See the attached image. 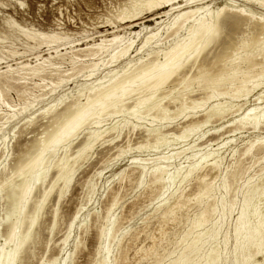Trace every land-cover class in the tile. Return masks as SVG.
Returning a JSON list of instances; mask_svg holds the SVG:
<instances>
[{"label": "rangeland", "instance_id": "374dc122", "mask_svg": "<svg viewBox=\"0 0 264 264\" xmlns=\"http://www.w3.org/2000/svg\"><path fill=\"white\" fill-rule=\"evenodd\" d=\"M208 1L209 4H223L226 1L245 5L244 0ZM125 2L126 0H0V264H6L12 249V244H5L8 233L6 222L1 223L6 217L15 223L20 209L25 206V203L19 200L7 202L6 193L14 191V185L20 181L28 183L27 191L36 176L45 172L48 173L45 183L35 189V198L29 202L27 211L29 214L33 208H40L37 213L38 223L27 241L25 257L16 264H102L107 255L109 264H171L183 251L188 240L192 241L199 233L203 235V240L187 255L189 261L199 257L198 264H205L208 260L206 256L211 252L218 254L217 260L212 264H252L255 256L264 258V244L261 247L263 252H260L258 257L255 255L258 249L256 241L255 245L253 243V246H249L250 244L242 243L245 239L240 235L243 240L239 243L241 239L234 234L248 181L260 185L255 193L257 195H252L250 210L256 204L257 212H261L258 216L257 209H252V213L249 211L248 223H254L256 226L259 218L264 217V146L254 148L248 154L244 153L251 142L258 145L264 139V120L262 119L257 127L248 121L246 125L242 123L235 129L233 126L251 112H255L258 118L264 116V98L260 97L264 92V85L250 92L244 89L245 91L238 94L237 82L226 85L222 89L230 91L229 94L212 98L205 106L193 109V101L206 97L212 89H205L197 82L191 89L169 83L162 92L152 95L151 99L139 108L140 114L144 116L139 120L126 115L129 106L138 98L134 92L127 96L120 114L102 117L100 126H96L94 120L89 118L80 130L55 148V142L50 143L55 131L64 125L62 116L53 115L65 105L82 106L86 102L85 96H79L78 87L89 86L92 82L98 84V78L108 74L110 76L116 69L119 71L125 62H111L108 53L92 56L85 50L87 45L95 41L99 43L101 36H112L111 32L114 30L123 34L126 42L133 38L132 31L143 28V23L127 28L126 25L131 23H123L118 19ZM247 6L257 14H264V9L260 6ZM164 10L166 8L154 14ZM150 16L151 13L143 14L137 22L153 25L154 21L149 20ZM163 26L165 27V24L161 29ZM242 29L237 40L249 31L246 25ZM36 32L47 35L41 37ZM35 34L38 38L33 37ZM55 34L59 38L57 42L50 38ZM144 34L146 30L142 32L141 37L133 38V51L140 47ZM162 36L158 44L152 41L148 48L162 49L174 40V36ZM148 48H144L140 53L143 55ZM251 49L258 51L255 47ZM139 54L135 56L136 59L141 57ZM243 54L244 52L241 55ZM51 55L55 64L50 66L46 62L48 70L43 74H33L20 67L23 62L36 66L43 62L42 57ZM71 55L79 61L73 63ZM211 57L212 55L209 56ZM261 57L258 56L259 59ZM93 62H99L100 68L94 73L95 76H88ZM8 65L13 67L12 74L7 71ZM194 70L195 68L191 72L196 73ZM244 71L257 73L255 69ZM59 74L71 76L70 81L64 82L52 92V82L57 80ZM167 95L170 97L163 100L161 107L166 106L169 115L167 119L160 120L156 117L161 114L159 111L148 112V109ZM61 96H64V103L58 110L52 111L53 114L44 116L43 109L56 104ZM214 105L227 108L222 110V114L219 112L220 114L206 120L207 111ZM184 106L185 111L179 113L178 110ZM14 110L21 113L9 119ZM126 121H130L129 125L124 127L121 133L118 132L116 127ZM192 121L198 122V128L179 139L178 136L183 133L182 127ZM131 122H136L139 127L133 130ZM148 128L153 135H157L159 131L169 135L167 144L156 148L137 149L136 147L146 144L149 140L153 142L154 137L148 136ZM95 130L104 132L103 136L93 142L94 146L86 151L84 156L79 157L83 146L91 140V132ZM38 154L39 158L36 159ZM163 157L169 158L162 166L165 168L166 178L170 177L171 185L165 188L159 186L160 189L153 185L154 174L151 172L154 167L161 165ZM214 161L220 166L211 170L209 165ZM59 163L61 166L57 168ZM142 165L145 167L144 177ZM189 168H195L194 176L188 181L182 180ZM71 169V185L59 201L60 187L64 186L63 178ZM200 174L208 175L206 179L211 185L210 191H213L198 201L195 195L205 187L197 180V175ZM223 182L226 187L222 186ZM45 192L47 197H44ZM257 197H261L260 203ZM115 199L116 205L108 217L107 209ZM180 199L185 202L184 207L175 208ZM215 205L218 210L209 212ZM170 206L175 209V220L172 216L163 215L165 209ZM56 210L57 223L54 225ZM205 210L207 220L193 228L194 218ZM102 229L112 231L108 238L100 236ZM67 235L69 237L63 243ZM183 238H186L185 243ZM236 243L239 247L242 245L241 249Z\"/></svg>", "mask_w": 264, "mask_h": 264}, {"label": "bare ground", "instance_id": "6f19581e", "mask_svg": "<svg viewBox=\"0 0 264 264\" xmlns=\"http://www.w3.org/2000/svg\"><path fill=\"white\" fill-rule=\"evenodd\" d=\"M244 2H245V5L243 4L244 5L243 6L241 4L236 5L237 3L236 4H233L232 2L228 3L226 1L223 4L222 3L221 4H216V3L209 4L208 0H126L124 6L122 7L123 9H121L122 13L120 14L118 19L123 23L130 22L131 24L126 25L127 28L131 27L132 25H137L138 23L144 24L141 30L132 31L134 35L133 38L134 37L138 38V37H141L140 35L142 34V32L146 30V34H144L145 36L143 37L141 41L140 47H136L135 50L133 51L135 40H133V38H129L125 42V36L123 34L118 33V30L112 31L111 32L112 36L110 37H106L105 35L102 34L103 36H101L102 39L100 40L99 43L95 41L93 44L87 45L88 47H86L85 50L92 56L103 55L104 53H108V55L111 57V62H117V61H122V62L125 61V62L120 66L119 71L118 69L115 68L117 71L116 70L112 71L113 72L112 75L109 76L108 74L107 76L98 78L96 80L98 84L92 82L91 84L89 83L90 84L89 86H79L78 87L77 92L79 96H83V97L85 96L86 102L84 104L82 103L83 104L82 106L76 105V104L65 105L61 111L56 113V115H53V116H58V117L62 116L63 117L62 119L64 120V125L61 129L59 130L57 129L58 131H55V133L53 134L50 140V143L52 144L53 142H55L53 146L55 148L60 142H63L65 139L69 138V136H72V134L80 130L79 128L81 126L83 127V124L87 120H89V118H92V120H94L93 123L96 126H100V124H102L103 122L102 117L104 116L113 117L114 115L118 113L120 114V112H122L121 108L125 105V102L128 99L127 96L134 92H136L135 95L138 98L136 99V102H134V104L129 106L128 108L129 110H127L126 115L127 117L131 116L139 120L144 117V116L142 117V115L140 114L139 108L142 105H145L151 99L152 95L162 92L165 86L169 83H174V85L176 86L183 85L184 88L191 89V86L195 82H197L201 84L205 89H208V90H210L209 88L212 89V92L209 93V95H207L206 97L202 98L201 100L193 101V106H192L193 109H197L198 107H201V105L205 106V104H207L210 99L212 100V98H218L220 96L229 94L230 91L222 89V87L229 85V84H234L235 82H237L236 84H238V87L236 88L237 94L239 92H243L244 89L250 92L256 87L263 86L264 85V45H263V42H264V14L255 13L253 10L250 9V7L247 6V4H255L257 6H260L262 9H264V0H244ZM165 8L166 10L160 13L154 14L156 11H159ZM148 13H151L149 20L154 21V24L152 23L153 25H145L146 22H137V20H139V18L143 14H148ZM165 17H167L166 19L168 20L167 22L164 19ZM163 24H165V27L163 26L164 28L161 29ZM244 25L247 26V29H249V31L247 32L246 35L242 36L240 39L237 40L239 33L243 30L242 27ZM37 34L33 35V37L37 36ZM164 34L174 36L173 38L174 40L169 46L162 48V49H156V48L149 49L148 48V45L149 44L151 45L152 41L158 44L161 39L160 37ZM38 35H40L41 37H46L47 34L40 33ZM50 38L53 39L52 40L53 42H57V40L59 39L57 34H55L54 36H51ZM146 47L148 49H146V53L142 55L140 52H142V50ZM254 47L255 49H258V51H254V49L250 50V48H254ZM214 49H217V50L214 51ZM243 52L244 54L241 55ZM133 53H135V55ZM139 53L141 54V57L136 59L135 56L136 55L138 56ZM57 55H59L58 51H57ZM210 55H212L211 58H209ZM259 55L262 56L261 59L258 58ZM51 57L52 55L47 58L42 57L41 59H43V62L41 64L37 62L39 65L37 64L36 66H32L28 62H23L21 63L20 67L22 70L29 71L30 73H33V74H43L48 70L46 68L47 64L45 65L46 62H48L50 66H53L55 64L52 61ZM71 61L73 63H76V61H79V60L74 56L72 57L71 55ZM99 65H100L99 62H93L90 65V70L88 71L89 75L88 74L87 75L93 76L94 73L99 70L100 68ZM257 67L259 68L256 69ZM194 68H195L194 71L196 73L191 72V70ZM252 69L253 70L255 69L257 73L251 74L250 72L244 71V70H252ZM12 70H13L12 65H8L7 71L11 73ZM70 77L71 76L69 75L59 74L57 77V80L55 82H52V86H53L52 92H55L57 88L60 87L64 82L70 81ZM50 85H51V82H50ZM142 94L144 95L140 96ZM168 97L170 96L167 95V96L162 97L157 103H154V105L150 109H148V112L157 110L161 113L160 115L156 116L157 118L159 117L160 120L167 119V115H169L168 108H166V106L164 108L161 107L162 106L161 103L163 102L164 99ZM260 97L261 99L264 98V92L260 94ZM63 103H64V96H61V98L58 100L56 104L54 105L51 104L52 106L43 109L42 111L43 115L45 116L50 113L53 114V112L58 110V107L62 105ZM226 108H221V105H214L212 109L210 108V110L207 111L205 115L206 120L211 118L214 115L220 114L219 112H221L222 114L223 113L222 110H226ZM178 111L179 113L180 112L183 113L185 111V106L181 107L180 110ZM125 112L126 110L123 111V114H125ZM19 113L21 112H17L14 110L10 116L8 115L9 116L8 118L9 119L14 118ZM257 116L258 115L255 112H251L250 114L247 115V117L241 120H238L237 123L235 122V124L233 125L234 129L239 127V125H241L242 123L245 124L247 121L251 122L255 127H257V124H260L262 119L264 120V116L262 118L261 116H259L260 118H258ZM129 122L130 121H126L124 124L122 123L121 125L117 126L116 127L117 131L121 133L123 128L129 125L128 124ZM131 123H132L131 126L133 130L136 127H139L138 124H135L136 122L135 123L131 122ZM197 123L198 122L196 121H192L184 125L182 127L183 133L180 134L178 138L181 139L182 137H184V134H186L187 132L195 131V129L198 128L197 125H199ZM113 129L116 130L115 128ZM147 132H148V136L154 137L153 142L149 140L147 141L146 144H142L136 147L137 149H143L147 147L156 148V147L162 146L163 144H167V141H168L167 138L169 135L166 136L160 131L158 134L156 133L157 135H153V132L150 131L149 128ZM103 133L101 131H96V130L94 132H91V135H90L91 140L89 143L86 144V146H83V148L80 151L79 157H81L83 154L85 155L86 154L85 152L94 146L93 142L94 141L96 142L98 138H101L103 136ZM263 146H264V139L258 145L256 144V142H251L247 146L244 153L248 154L254 148L259 149V148H262ZM45 147L47 149V146ZM44 150L45 148L41 150L39 154L41 155V153ZM122 153H124L123 149H122ZM122 153L120 152L121 155ZM39 154L35 157L36 159L39 158L38 157ZM169 158H171V156ZM169 158L163 157L162 161L160 162L161 165L158 164L159 166L154 167L151 172V174H154L153 185L157 186L160 189L161 187L159 186H163L165 188L166 186H169V184L171 185V183H169L170 177L166 178L165 168L162 166V163H165ZM63 159L65 160L64 157ZM66 162L61 161L62 164L63 163L66 164ZM60 166L61 164L59 163L57 165V168ZM209 166L211 170H215L220 165L217 161H214ZM141 169L143 173L142 176L144 177L145 167L142 165ZM23 170H21V172ZM194 170L195 168H189L188 170H186L184 176L182 177V180H186V181L190 180L191 177L194 176ZM72 171L73 170L71 169V171L67 172V174L65 173L66 176L63 178L64 186L62 188L60 187V192L58 195L59 201L61 200L62 197H64V195L68 191V188L71 185ZM47 176H48V173L46 174L45 172L43 174L41 173L38 176H36L35 179L33 178L34 180L30 183V188H28L27 191H26V187L28 183L26 184L23 181L22 182L20 181L21 183L20 182L16 183L13 188L14 191L10 190L14 198H12L11 193L10 194L6 193L5 199L7 200V202L11 203L12 201L17 202L15 200H19L20 202L25 203V206L20 209L19 216L16 219L15 223L14 221L12 223L10 219H8L7 217L1 223L3 224L6 222L5 223L6 227H8V233H7V237L5 240V244H12L11 245L12 249L10 250L7 256V260H6L7 262H5L6 264H16L18 261L23 260V258L25 257L24 254H26L25 248L27 245V241L30 237L31 231L33 230L34 226L38 223L37 213L39 212L38 210L40 209V208L39 209L37 208L38 210L35 209L36 210L35 211L33 208V210L29 214H27V211L29 210L28 204H30L29 202L35 198V193H34L35 189H37V187L40 186V184L45 183ZM207 176H208L207 174L197 175V180L205 186L204 188L200 190L198 194L195 195V198L198 201H200L203 197L205 198V196L210 195L211 191H213V190L210 191L211 185H209L207 182L208 180L206 179ZM143 177L141 178L142 180H143ZM224 179L226 178L224 177ZM142 182L140 183L142 184ZM248 182H249L247 185L248 190L246 189L247 192L244 197L245 200L244 202H242L243 203L242 210L240 212V215L238 216V222L235 227L234 234H236L235 235L236 237L243 235L242 237L245 240L242 243H246L247 245L250 244L249 246H251L253 243L255 245L254 241H256L258 249L255 252V255H258L260 252H263L261 250L262 249L261 247L264 244V239H262L263 233H264V217L259 218L258 223L257 224L255 223L256 226H254L253 225L254 223L252 222L253 223L252 224L253 226H252L249 224L250 222L248 220L250 219H248L249 218L248 216L252 209L258 208V207H255L256 206L255 204L254 208L252 206V209L250 210V206H251L250 200L252 198V195L257 193L260 185L257 182H256L257 184H254V183L251 184L250 183L251 181H248ZM224 184L222 186L226 187V184L225 185ZM12 186L13 185H11V187ZM53 187L54 185L52 186V188ZM226 190L227 189L225 188V191ZM46 195H47V192H45L44 197H47ZM260 198H258L257 200L258 202ZM183 202L184 201H181L180 199L179 201L176 202V206L175 205L173 206H175V208L184 207L183 204L185 202L184 203ZM115 205H116V199L107 209L108 217L111 211L113 210V208L115 207ZM216 209L217 207L215 205L209 210V212H214ZM174 210L175 209L171 208L170 206L165 209V211L163 212V215L172 216L173 218L175 216L173 214ZM57 211L58 210H56L55 212L54 225H56L57 223ZM257 211L258 209L256 210V212ZM227 212H229V210ZM256 214H258L259 216V214L261 215V212L260 213L257 212ZM161 215L162 214H160V216ZM253 215H252V218H253ZM256 216L257 215H255V217ZM173 220H175V217ZM206 220H207V213L205 210L201 214L196 216L194 218V221L192 220L193 221L192 227L193 228L198 227L200 226L201 223H203ZM257 220L255 222H257ZM17 229L19 231H17ZM111 232H107L106 229H102L100 236L102 238L104 237L108 238L109 237L108 235ZM68 237L69 235H67L63 239V243L67 241ZM239 238L241 239V237ZM243 238L239 241V243L243 240ZM185 239L184 238L182 239L183 243H185ZM201 240H203V235L200 233L196 236L195 239H192V241H190L189 239L187 244L184 245L183 251L176 258V260L173 261L174 263L172 261L171 262L173 264H198L199 257H197L198 259L196 260L194 258V260L189 261L188 260L189 257H187V255L190 252L194 251L196 247L199 246L198 243ZM236 244L238 245V243ZM241 246L242 245H240L239 247L238 245L239 249H241ZM107 250L109 254V249ZM217 256L218 254L216 255L212 252L208 253L206 256L208 257V260L206 261V263L205 262L204 263L205 264L215 263L214 260L215 261L217 260L216 259ZM248 258H250V256H248ZM109 262H110L109 256L107 255V257L103 259L101 263L109 264ZM245 262L247 263V260ZM252 264H264V258L261 259L260 257L259 259L255 256V258L252 261Z\"/></svg>", "mask_w": 264, "mask_h": 264}]
</instances>
